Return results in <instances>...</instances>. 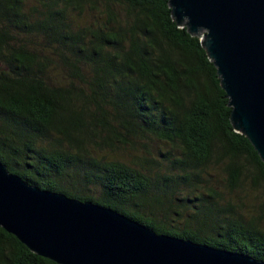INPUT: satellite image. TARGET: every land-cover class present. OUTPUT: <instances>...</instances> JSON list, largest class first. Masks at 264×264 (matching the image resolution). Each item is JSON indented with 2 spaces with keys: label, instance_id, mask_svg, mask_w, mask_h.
<instances>
[{
  "label": "trees",
  "instance_id": "trees-1",
  "mask_svg": "<svg viewBox=\"0 0 264 264\" xmlns=\"http://www.w3.org/2000/svg\"><path fill=\"white\" fill-rule=\"evenodd\" d=\"M201 35L167 0H0V162L156 233L264 261V200L253 211L237 194L245 178L264 187V163L229 123ZM146 139L162 145L155 158ZM0 264L55 263L0 228Z\"/></svg>",
  "mask_w": 264,
  "mask_h": 264
},
{
  "label": "water",
  "instance_id": "water-1",
  "mask_svg": "<svg viewBox=\"0 0 264 264\" xmlns=\"http://www.w3.org/2000/svg\"><path fill=\"white\" fill-rule=\"evenodd\" d=\"M200 44L227 98L232 129L264 163V0H167ZM0 228L55 264H264L247 254L156 233L108 207L39 188L0 162Z\"/></svg>",
  "mask_w": 264,
  "mask_h": 264
},
{
  "label": "rangeland",
  "instance_id": "rangeland-1",
  "mask_svg": "<svg viewBox=\"0 0 264 264\" xmlns=\"http://www.w3.org/2000/svg\"><path fill=\"white\" fill-rule=\"evenodd\" d=\"M144 142H145L143 145L144 149L148 151L150 157L153 156L155 158L157 156L156 152L162 147V145L154 139H146ZM133 153H137V152H134L132 150H125L119 153V157L124 161L130 163V161L132 160L131 155ZM138 156L139 157L143 156L142 152H139ZM143 158L145 157L143 156ZM142 167L147 168L146 171L149 172L150 170L152 172L154 171L159 172V166H157L156 169H150V167L145 165L144 160H142ZM163 169L164 167L162 166L161 170L163 171ZM222 176L223 175L220 172L217 176L214 177L217 178V182H216V185L218 187L217 189H219L222 193H226L228 192V190L225 188V183L227 182V176L225 175L224 180ZM182 188H185L187 192H190L193 189L191 186H186L185 184H182ZM237 192H238L237 194L242 198L243 205L246 207L247 206L250 207L253 211L256 209V206L261 202V200H264V187L261 185L252 186L248 178L244 179ZM231 200L236 201L233 198H231ZM262 223H263L262 226L264 227V221H262Z\"/></svg>",
  "mask_w": 264,
  "mask_h": 264
}]
</instances>
